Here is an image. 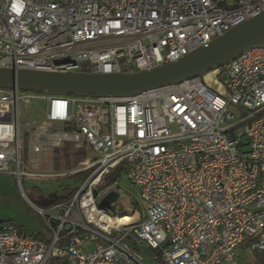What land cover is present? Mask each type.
Wrapping results in <instances>:
<instances>
[{
    "label": "built area",
    "instance_id": "2783aa9c",
    "mask_svg": "<svg viewBox=\"0 0 264 264\" xmlns=\"http://www.w3.org/2000/svg\"><path fill=\"white\" fill-rule=\"evenodd\" d=\"M263 10L264 0H0V67L152 70ZM210 79L131 97L0 90V174L23 196L24 177L87 173L44 208L26 199L47 235L0 224V264H141L138 242L164 264H238L240 248L264 253V47ZM64 147L80 157L73 168L29 173L33 156ZM121 173L139 198L120 188ZM111 191L116 200L103 206Z\"/></svg>",
    "mask_w": 264,
    "mask_h": 264
},
{
    "label": "water",
    "instance_id": "95a60500",
    "mask_svg": "<svg viewBox=\"0 0 264 264\" xmlns=\"http://www.w3.org/2000/svg\"><path fill=\"white\" fill-rule=\"evenodd\" d=\"M260 47H264V10L180 59L152 70L103 75L0 67V90L19 89L50 96L131 97L200 78ZM119 169L111 179L116 178ZM93 195L96 197L97 192ZM116 198L117 193L111 191L100 203L109 207Z\"/></svg>",
    "mask_w": 264,
    "mask_h": 264
},
{
    "label": "rangeland",
    "instance_id": "374dc122",
    "mask_svg": "<svg viewBox=\"0 0 264 264\" xmlns=\"http://www.w3.org/2000/svg\"><path fill=\"white\" fill-rule=\"evenodd\" d=\"M210 78L211 73L200 77L203 82L206 81L211 84ZM44 105L42 102L40 106L44 107ZM23 146L26 147L25 141H23ZM65 149L66 147L60 149V153H63ZM51 155L52 151L46 150L40 165L30 164L27 166L29 173L54 172L50 166H47V161ZM65 170L60 169L59 171ZM117 182L131 200L139 198L138 191L128 182L123 173L119 175ZM79 183L80 178L75 175L52 179L28 176L22 179L25 195L23 196L13 176L0 174V223H12L29 234L47 233L43 218L31 208L28 201L37 207L44 208L47 201L53 202L64 198L66 190L76 188ZM135 247L140 254L141 264H164L162 260L152 258L155 254L145 243L138 242ZM237 257L238 264H256L257 261L254 252L243 248L238 249Z\"/></svg>",
    "mask_w": 264,
    "mask_h": 264
},
{
    "label": "trees",
    "instance_id": "16d2710c",
    "mask_svg": "<svg viewBox=\"0 0 264 264\" xmlns=\"http://www.w3.org/2000/svg\"><path fill=\"white\" fill-rule=\"evenodd\" d=\"M52 170L53 171H58L60 169H70L72 167H74L76 165V163L80 160L79 155H75V156H71L69 152H67L66 150L63 153H60V149L59 150H53L52 151ZM75 176H78L80 178V181L84 180L87 176V173H83V174H77ZM76 188L73 189H67L66 190V194H65V198L71 196L75 191ZM134 207L137 208V204L134 202ZM2 224V223H0ZM17 227V226H16ZM20 229V227H17ZM22 230V229H20ZM33 236L36 237H42V235H34L31 234ZM133 249H135L138 252V249L133 246ZM149 249L152 250V252L157 255V260H161L160 258V253L158 250L156 249H152L149 247ZM255 255L257 256V261L256 264H264V253H256L254 252Z\"/></svg>",
    "mask_w": 264,
    "mask_h": 264
},
{
    "label": "crops",
    "instance_id": "0c3cea01",
    "mask_svg": "<svg viewBox=\"0 0 264 264\" xmlns=\"http://www.w3.org/2000/svg\"><path fill=\"white\" fill-rule=\"evenodd\" d=\"M43 154H44V152H43L41 155H39V156H33L35 159L38 160V162L36 163V165H40V164H41ZM51 158H52V155L49 157V159H48V161H47V163H48L47 166H50V168H52V159H51ZM49 202H50V201H47L44 205H47V203H49ZM38 234L44 236V235H47L48 232H47V233H42V232H40V233H38ZM38 234H37V235H38Z\"/></svg>",
    "mask_w": 264,
    "mask_h": 264
},
{
    "label": "bare ground",
    "instance_id": "6f19581e",
    "mask_svg": "<svg viewBox=\"0 0 264 264\" xmlns=\"http://www.w3.org/2000/svg\"><path fill=\"white\" fill-rule=\"evenodd\" d=\"M131 220H133L132 215L130 214L122 215V219H121L122 222H131Z\"/></svg>",
    "mask_w": 264,
    "mask_h": 264
}]
</instances>
